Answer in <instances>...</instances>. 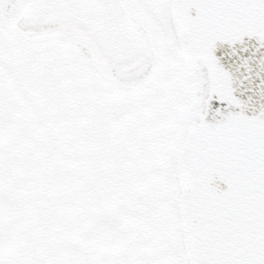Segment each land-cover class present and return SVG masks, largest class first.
Instances as JSON below:
<instances>
[{
  "label": "snow or ice",
  "instance_id": "6c2138e0",
  "mask_svg": "<svg viewBox=\"0 0 264 264\" xmlns=\"http://www.w3.org/2000/svg\"><path fill=\"white\" fill-rule=\"evenodd\" d=\"M0 264H264V0H0Z\"/></svg>",
  "mask_w": 264,
  "mask_h": 264
}]
</instances>
